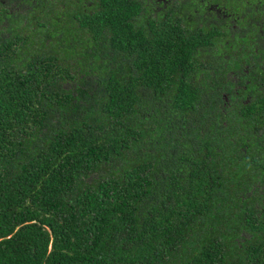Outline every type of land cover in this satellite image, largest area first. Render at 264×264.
<instances>
[{
  "label": "trees",
  "instance_id": "16d2710c",
  "mask_svg": "<svg viewBox=\"0 0 264 264\" xmlns=\"http://www.w3.org/2000/svg\"><path fill=\"white\" fill-rule=\"evenodd\" d=\"M0 264H264V0H0Z\"/></svg>",
  "mask_w": 264,
  "mask_h": 264
}]
</instances>
